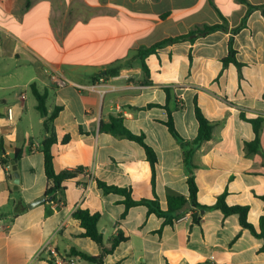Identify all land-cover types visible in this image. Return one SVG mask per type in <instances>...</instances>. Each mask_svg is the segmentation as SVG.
Listing matches in <instances>:
<instances>
[{"label": "crops", "instance_id": "1", "mask_svg": "<svg viewBox=\"0 0 264 264\" xmlns=\"http://www.w3.org/2000/svg\"><path fill=\"white\" fill-rule=\"evenodd\" d=\"M246 12L239 0H0V161L23 151L15 163L17 190L10 162L0 164V264H264L263 240L242 229L236 215L206 210L194 224L188 212L163 226L162 218L136 206L121 219L123 197L104 194L95 182L128 186L134 199L155 197L164 208L168 195L187 196L192 174L199 204L212 206L226 192V204L247 206V221L259 230L264 157L249 152L246 144L255 137L248 120L262 118L264 153V12L251 11L234 36L240 67H223L230 33L216 31L193 43L157 49L145 59L147 74L135 62L110 75L140 48L220 23V15L232 29ZM47 67L66 79L65 87L50 82ZM31 85L46 93L48 114L59 108L52 122L54 170L82 171L64 184L57 201L45 198L27 208L44 197L42 142L48 137ZM194 100L214 127L190 169L184 148L165 126L164 107L179 137L193 140L198 130ZM7 108L13 110V122L5 118ZM110 116L121 117L124 127L143 136L154 151L153 188L143 148L99 130ZM18 199L26 208L15 214ZM77 209L99 214L104 247L118 230L126 238L101 263L70 255L71 249L90 256L101 252L71 218Z\"/></svg>", "mask_w": 264, "mask_h": 264}, {"label": "trees", "instance_id": "2", "mask_svg": "<svg viewBox=\"0 0 264 264\" xmlns=\"http://www.w3.org/2000/svg\"><path fill=\"white\" fill-rule=\"evenodd\" d=\"M241 3L247 6L246 15L243 17L241 23L229 29L228 23L226 19L220 15V23L212 24V25H203L200 27H196L194 29L189 30L185 34L168 37L163 39L159 42L154 43L153 45L138 49L135 54L125 60L122 64L116 66L110 72V75H117L119 69L124 66L128 65L131 66L133 63H139L142 71L147 74L148 70L145 64V59L152 54H155L157 49L182 43V42H190L193 43L196 39L205 37L213 32L222 31L226 33H230L229 40H228V54L222 60L223 67H227L228 65H234L236 67H240L241 65L236 60V51L233 48V40L234 36L245 26V21L247 15L253 10H261L264 12V4L259 6L250 5L246 0H239ZM30 90L32 95L36 100V109L40 114V117L44 119L43 121V131L44 133L48 134V137L43 140L42 142V154H43V168H44V175L46 179V190L44 193V197L46 200H50L51 202L57 201L58 195H62L65 187L64 184L75 178L78 173L82 171V169H77L74 171H60L56 172L53 167V154H52V146L56 143V135L52 127V122L56 118L59 108L56 107L54 110L48 114L46 107H45V100H46V93H40L35 86L31 85ZM168 112V119L165 123L169 133L174 137L177 141L180 142L181 146L184 148L183 152V161L185 166L188 168H193L192 164V157L198 147L205 141H208L211 137L212 129L214 127V123L208 121L202 114L201 110L196 104L194 100V117L197 122L198 130L197 135L193 140H184L174 129L171 114L167 106L164 107ZM263 119L257 118L248 120L249 123L252 125V129L254 132V139L250 143H247V149L249 152H256L260 153L264 157V153L259 146V133L260 127L262 124ZM99 130L102 132H107L112 135L121 136L127 140L133 141L136 144L140 145L143 148L145 158L150 165L151 169V186H154V177H155V165L157 163L156 155L154 151L146 145L144 142L143 136H137L132 134L128 131L124 125L123 120L119 116H110L107 122H100ZM67 138H64L62 141H66ZM23 151L22 149H16L12 158L10 160H1L0 164L6 165L9 162L14 161L15 163L20 160L22 157ZM96 185L99 189L102 190L104 194H117L123 197L122 204L125 207L124 212L121 215V219H123L126 215L128 209L136 206H144L147 209L148 215H155L158 218L163 219V226L172 225L173 221L178 219L180 216L176 215V212L185 202H189L191 205V209L186 211L185 213L190 212L191 215L194 212L198 211H206L211 209L220 210L224 216L236 215L238 217V223L242 229H246L250 232L251 235L258 239L263 240V245L261 250L264 251V209L263 214L259 218V230L256 229L247 221V206H228L225 202L226 192L219 195L216 199V202L212 206H203L198 203L197 201V187L194 181L192 174L187 178L186 183L188 187V194L187 196L183 195H168L166 197V206L162 208L158 202L157 198L153 199H134L132 197V190L130 187H119V186H109L99 180H96ZM264 204V195L260 197ZM14 213L18 214L25 210V204L21 201V199L16 200L13 202ZM71 218L75 221H78L80 227L84 230L83 237L90 239L93 243L98 245L101 248V252L98 256H90L85 253L76 251L75 249L70 250L71 256H78L83 260L88 262H99L101 263L102 258L106 255L111 254L114 249L119 245V243L125 241V236L122 234L120 230L117 231L116 235L109 240V246H103V236L99 233L97 228V223L99 221V214L98 213H90L84 209H77L75 210ZM192 220L194 224H199L200 218L192 216ZM160 231H158L159 233ZM49 264H53L50 262Z\"/></svg>", "mask_w": 264, "mask_h": 264}, {"label": "built area", "instance_id": "3", "mask_svg": "<svg viewBox=\"0 0 264 264\" xmlns=\"http://www.w3.org/2000/svg\"><path fill=\"white\" fill-rule=\"evenodd\" d=\"M44 72L48 75L50 82L57 88H62L66 86V79L57 70L47 67L44 69ZM75 87L79 88V86ZM5 118L8 122L14 121V113L12 108H7ZM48 253L50 256H56V252L52 247H48ZM57 264H62V262L58 261ZM69 264H74V260L70 261Z\"/></svg>", "mask_w": 264, "mask_h": 264}, {"label": "water", "instance_id": "4", "mask_svg": "<svg viewBox=\"0 0 264 264\" xmlns=\"http://www.w3.org/2000/svg\"><path fill=\"white\" fill-rule=\"evenodd\" d=\"M10 165H11V170L13 171V177H14V180H13V190H17L18 188V183H19V178H18V173L16 171V165H15V162L14 161H11L10 162ZM45 200V197H42L38 200H36L35 202L31 203V204H27V208H32L34 205L36 204H39V203H42L43 201ZM191 209V205L189 204V202H185L181 208H179L176 212V215L179 216L181 214H184L186 211L190 210ZM203 210L199 211V212H194L193 216L194 217H197L198 214H203Z\"/></svg>", "mask_w": 264, "mask_h": 264}]
</instances>
